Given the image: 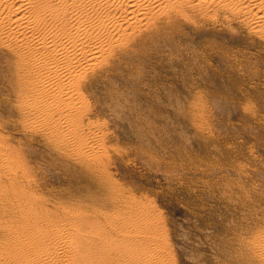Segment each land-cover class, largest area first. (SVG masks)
Masks as SVG:
<instances>
[{"label": "rangeland", "instance_id": "obj_1", "mask_svg": "<svg viewBox=\"0 0 264 264\" xmlns=\"http://www.w3.org/2000/svg\"><path fill=\"white\" fill-rule=\"evenodd\" d=\"M127 54L86 92L82 125L103 128L85 136L108 164L91 169L37 125L0 47V246L19 198L81 210L93 172L157 220L173 264H264V33L180 19Z\"/></svg>", "mask_w": 264, "mask_h": 264}, {"label": "bare ground", "instance_id": "obj_2", "mask_svg": "<svg viewBox=\"0 0 264 264\" xmlns=\"http://www.w3.org/2000/svg\"><path fill=\"white\" fill-rule=\"evenodd\" d=\"M219 18L242 19L264 33V0H0V47L8 49V70L32 92L37 125L91 169L104 168L105 140L98 145L85 136L103 127L81 119L96 70L180 19ZM85 178L98 192L80 202L81 210L16 201L0 264H173L159 223L132 194L110 177Z\"/></svg>", "mask_w": 264, "mask_h": 264}]
</instances>
